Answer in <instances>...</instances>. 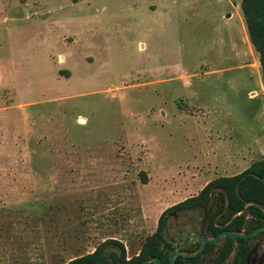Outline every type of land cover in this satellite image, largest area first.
Segmentation results:
<instances>
[{
	"label": "rangeland",
	"instance_id": "obj_1",
	"mask_svg": "<svg viewBox=\"0 0 264 264\" xmlns=\"http://www.w3.org/2000/svg\"><path fill=\"white\" fill-rule=\"evenodd\" d=\"M242 1L0 0V264L106 240L133 258L172 206L264 160ZM218 142L237 160L199 153Z\"/></svg>",
	"mask_w": 264,
	"mask_h": 264
},
{
	"label": "trees",
	"instance_id": "obj_2",
	"mask_svg": "<svg viewBox=\"0 0 264 264\" xmlns=\"http://www.w3.org/2000/svg\"><path fill=\"white\" fill-rule=\"evenodd\" d=\"M242 10L250 40L260 54L264 77V0H243ZM144 182H146V178H144ZM213 190L218 192L219 198L214 200L218 209L211 213L212 225L228 222L229 228L242 230L246 225L245 222L253 229L264 224V160L253 163L238 174L223 175L211 180L198 195L179 202L168 211L181 208L190 202L207 207L211 201ZM166 213L160 217L158 230L146 238L140 254L134 256L131 261L126 260L123 244L117 240H106L99 244L94 252L76 257L66 264H111V262L113 264H133L151 256H158L162 259L163 264H169L168 253L162 247L165 242L163 229ZM217 230L220 228L217 227L215 232ZM112 243L118 247V250L108 246ZM245 252V250L239 252L235 264H245Z\"/></svg>",
	"mask_w": 264,
	"mask_h": 264
},
{
	"label": "flooded vegetation",
	"instance_id": "obj_3",
	"mask_svg": "<svg viewBox=\"0 0 264 264\" xmlns=\"http://www.w3.org/2000/svg\"><path fill=\"white\" fill-rule=\"evenodd\" d=\"M215 198H219V195L217 191L213 190L211 192V201L207 207L200 204H187L166 214L163 229L165 242L162 247H164L168 253L169 264H171V256L176 246H178L181 251L180 254L176 255V264H235L239 252L244 250L246 251L244 257L245 264H264V232H260L248 238L223 236L214 242L204 241L201 243V238H214L219 233L226 230L248 233L255 229H253L251 225L248 226L247 222H245L246 225L242 230H237L232 227L229 228L228 222L225 224L215 223V225H212L211 213L218 209L217 203L214 201ZM196 212L202 214L197 224L190 228L183 227L184 225L182 224L185 220H190V217ZM217 227H219L220 230L215 232ZM132 259L133 258L126 257L127 261H131ZM160 260V264H163L161 258ZM111 264H113V262H111ZM147 264H154V262Z\"/></svg>",
	"mask_w": 264,
	"mask_h": 264
},
{
	"label": "water",
	"instance_id": "obj_4",
	"mask_svg": "<svg viewBox=\"0 0 264 264\" xmlns=\"http://www.w3.org/2000/svg\"><path fill=\"white\" fill-rule=\"evenodd\" d=\"M260 232H264V224H262L261 226L255 228L254 230H252L251 232H243V231H232V230H226V231H223L221 233H219L216 237H210V238H201V243H203L204 241H207V242H214L216 241L217 239H219L220 237H223V236H229V237H240V238H248V237H251V236H254ZM181 251H180V248L178 246L175 247V250L171 256V264H176L175 263V258H176V255L177 254H180ZM150 262H154V264H160L161 260L160 258L158 257H151V258H148L142 262H138V263H135V264H147V263H150Z\"/></svg>",
	"mask_w": 264,
	"mask_h": 264
},
{
	"label": "crops",
	"instance_id": "obj_5",
	"mask_svg": "<svg viewBox=\"0 0 264 264\" xmlns=\"http://www.w3.org/2000/svg\"><path fill=\"white\" fill-rule=\"evenodd\" d=\"M188 76V75H187ZM262 88V92H263V94H264V86H262L261 87ZM250 97V96H249ZM251 98V97H250ZM255 98H257V97H254V98H252V99H255ZM215 146V145H214ZM200 154L201 153H203L204 155H213L212 156V158L211 159H215V160H221V159H225V160H228V159H230L231 161H236L237 159H236V157H237V153L235 154V152H233L234 153V155H233V158H231V154H233V153H231V150H227L226 149V147L223 145V144H221V143H217V145H216V147H214L213 149L211 148V149H207L206 150V148L205 149H203L202 151H200L199 152ZM224 157V158H223ZM242 157V156H241ZM203 159H204V157H203ZM236 165V164H235ZM228 166V168H230L231 169V167H233L234 169H236L237 167L236 166ZM240 172H242V171H236V173H231L230 175H235V174H238V173H240ZM229 175V176H230ZM213 179H215V178H212V179H210V180H208V181H206L202 186H201V188H200V191L205 187V185L207 184V183H209L211 180H213ZM199 191V192H200Z\"/></svg>",
	"mask_w": 264,
	"mask_h": 264
}]
</instances>
